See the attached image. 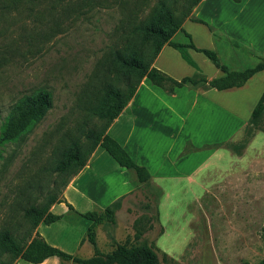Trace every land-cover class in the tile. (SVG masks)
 <instances>
[{
  "label": "rangeland",
  "instance_id": "1",
  "mask_svg": "<svg viewBox=\"0 0 264 264\" xmlns=\"http://www.w3.org/2000/svg\"><path fill=\"white\" fill-rule=\"evenodd\" d=\"M158 1L0 0V130L19 99L44 90L53 102L42 121L20 140L0 144V233L9 230L22 242L32 233L24 211L44 206L52 195L62 196L72 177L54 171L57 159L71 140L84 144L83 132L101 125L88 111L95 104L94 93L108 80L124 88L115 75H108V69L116 51L140 46L134 28L149 18ZM165 1L170 5L174 0ZM262 21V14L250 13L249 28L260 27ZM256 36L264 38V33ZM217 40L223 51L214 52L230 71L251 68L264 58L220 36ZM143 48L147 51L149 46ZM238 54L244 61H233ZM260 80H264L262 74L254 85ZM252 102L253 97L248 98L244 113ZM248 119L237 128L239 118L221 109L196 114L200 131L195 129L193 134L203 144L196 148L188 142L186 151H200L201 161L214 153L212 160L218 159L216 172H202L197 179L205 183L204 189L171 190L170 199L160 208L162 191L149 182L138 184L132 172L135 191L118 202L115 224L103 222L95 227L96 250L85 240L72 255L81 261H100L117 244L147 243L158 264L263 260L264 112L258 129L250 130ZM187 133L192 134L187 129L181 138ZM76 206L78 213L102 212ZM55 213L64 217L48 229L65 233L73 226L75 239L85 234V219L72 224L77 219L74 214L62 207ZM13 263L0 250V264Z\"/></svg>",
  "mask_w": 264,
  "mask_h": 264
},
{
  "label": "crops",
  "instance_id": "2",
  "mask_svg": "<svg viewBox=\"0 0 264 264\" xmlns=\"http://www.w3.org/2000/svg\"><path fill=\"white\" fill-rule=\"evenodd\" d=\"M262 1L264 0H239V2L202 0L193 8L190 15L192 20L186 19L183 22L182 29L190 36L191 42L198 49L222 52L221 43L217 40L220 36L226 42H233L240 48H244L243 50L264 57V38L256 36L264 33V21L260 23V27L255 25L253 28H249L248 23L250 13L257 12L264 17ZM193 20L202 21L205 24ZM173 37L180 40L178 43L189 42L182 32H177ZM176 52L165 45L153 62V67L176 81L196 75L197 71L182 60ZM188 54L208 81L223 75L202 53L189 49ZM233 61L244 60L238 54ZM259 74H262L264 79V71L258 72L239 88L217 91L213 88L184 86L175 89L172 95L166 94L146 78L141 81L133 98L122 114L111 123L106 134L115 140L137 165L147 169L150 174L149 183L162 191L160 208L170 199L171 190L187 191L195 186L204 189L205 183L197 181L202 172L217 171L218 159L212 160L216 153L201 161L198 155L200 151H186L188 142L196 148L203 144V142L197 143L193 134L195 129L200 131L198 129L200 124L196 123L195 115L221 109L239 118L240 121L236 122L238 128L249 118L264 91V80H260L256 85L253 83ZM251 97L253 102L244 113L243 105ZM245 114L246 116H243ZM187 129L192 134L187 133L188 135L181 138V134ZM220 156L223 159L226 158L223 152H220ZM132 172L118 166L108 153L98 146L88 158L86 165L65 186L60 197L64 203L54 204L49 209L53 215L62 218L49 225L40 223L35 232L50 246L72 255L84 244L85 234L75 239L71 230L73 226H70V231L65 233L48 229L61 222L64 217L56 214V209L62 207L66 213L74 214L77 219L70 220L72 224H76L80 222V219H84L79 216L84 214L83 212H76L78 211L76 204L81 208L94 207L96 210L103 211L120 199L126 200L135 191ZM67 205H70L72 209L70 210ZM86 222L87 230L91 222L88 220ZM13 264L33 263L19 258ZM40 264L61 263L58 258L50 257Z\"/></svg>",
  "mask_w": 264,
  "mask_h": 264
},
{
  "label": "trees",
  "instance_id": "3",
  "mask_svg": "<svg viewBox=\"0 0 264 264\" xmlns=\"http://www.w3.org/2000/svg\"><path fill=\"white\" fill-rule=\"evenodd\" d=\"M202 0H174L170 5L165 0H160L151 11L149 18L134 28L135 37L140 39V46H131L126 52L116 51L112 65L108 69V75H115L116 81H122L124 88L108 81L102 83L100 89L94 93L93 101L88 111L96 117L101 125L89 128L83 132L84 144L78 140H71L69 146L60 153L54 171L61 174L75 176L85 165L94 150L100 146L108 155L126 170L133 171L138 184H147L150 174L146 168L137 165L127 152L111 137L106 134L111 123L122 114L124 108L133 98L141 81L146 78L151 84L161 88L166 94L172 95L177 88L184 86L213 88L217 91L242 87L253 75L264 71V58L255 66L243 71H229L220 63L216 53L208 49L196 48L190 40V36L182 29L186 19L194 7ZM239 2V0H233ZM173 2H179L177 5ZM197 23L202 21L193 20ZM177 32H182L189 39L188 43H178L172 40ZM148 45L147 51L143 48ZM169 46L176 50L182 60L193 67L197 74L193 77H185L176 81L153 67V62L161 49ZM202 53L217 69L222 76L208 81L196 63L190 58L188 50ZM52 96L49 92L39 90L33 95L19 99L10 109L0 130V144L20 140L32 127L39 124L47 112L52 108ZM264 112V92L254 106L248 119L250 130L258 129ZM71 179V178H70ZM69 182V181H68ZM67 182V183H68ZM65 184V186L67 185ZM64 186V187H65ZM121 200V199H120ZM116 201L106 207L101 213L88 212L79 215L91 222L87 228L83 241L87 242L96 250L95 227L103 222L115 224V210L119 206ZM58 203H64L57 195L49 197L42 207L31 206L24 211L27 219H30L32 233L27 235L22 242H18L9 230L0 233V250L10 255L14 262L22 259L33 264H40L50 257H56L61 264L68 262L77 264H158L157 257L152 248L144 243L140 246L127 247L117 244L106 255L104 260L81 261L76 256L69 255L60 249L50 246L38 233L35 232L40 223L52 224L62 217L53 215L49 209ZM71 210L72 207L67 205ZM33 234V235H32ZM243 264H249L247 262ZM256 264H264V259Z\"/></svg>",
  "mask_w": 264,
  "mask_h": 264
}]
</instances>
